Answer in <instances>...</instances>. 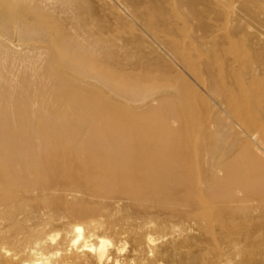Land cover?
I'll use <instances>...</instances> for the list:
<instances>
[{
    "label": "bare ground",
    "instance_id": "6f19581e",
    "mask_svg": "<svg viewBox=\"0 0 264 264\" xmlns=\"http://www.w3.org/2000/svg\"><path fill=\"white\" fill-rule=\"evenodd\" d=\"M6 1L0 0V6ZM41 1L47 8L37 19L46 23L18 34L29 38L66 33L80 55L63 65L55 56L65 55L67 47L55 48L40 75L51 85L36 88L40 97L65 101L64 111L52 106L35 111L29 103H18L14 111L0 106V264L183 261L176 256L182 243L166 232L168 218L176 216L206 226L213 234L245 226L231 242L240 246V240L263 231V221H252L255 212L264 213V43L251 55L237 47L204 52L192 40L175 38V20L181 18L173 14L169 19L158 0H152L153 6L151 0H120L132 21L146 28L213 96L218 107L209 105L208 112L195 117L187 108H172L159 99L170 88L172 66L167 63L162 70L161 60L151 59L152 53L144 50V41L131 39L134 25L123 22L113 30L101 25L100 34L114 35L92 43L106 61L97 64V57H83L87 48L69 35L77 34L78 26L95 33L92 25L74 15L76 0ZM175 3L191 11L202 34L224 29L207 23L204 12L196 9L197 0ZM228 4L235 23L249 19L259 24L254 33L261 38L264 0H228ZM246 29L239 25L235 32ZM79 76L80 85L74 82ZM108 92L115 100L105 98ZM136 110L143 113L135 115ZM219 114L227 115L224 124L244 135L248 147H235L240 137L235 144L224 139L226 133L222 137L212 132ZM194 124L203 133L192 143L187 138L184 142L183 131ZM92 197L112 199L115 209L128 213L123 219L95 217ZM126 239L131 244L127 254Z\"/></svg>",
    "mask_w": 264,
    "mask_h": 264
},
{
    "label": "rangeland",
    "instance_id": "374dc122",
    "mask_svg": "<svg viewBox=\"0 0 264 264\" xmlns=\"http://www.w3.org/2000/svg\"><path fill=\"white\" fill-rule=\"evenodd\" d=\"M158 1L163 4L161 9H165V11L164 9L163 11L166 13V16L169 19L172 20L173 14H176L181 18L179 20H175L177 28L175 33H173L175 38L186 41L192 40L196 45H198V48L204 52L209 51L212 53H218L221 52V50L225 51L228 48L237 47L241 52L251 55L263 49L264 34H262L261 38H258L256 36L260 34L254 33L257 31V29L259 30V24L249 19H244L239 24L235 23V15L230 11L228 0H197L196 9L197 11L204 12V16L208 24L212 25L213 27H221V25L224 26V29L216 34H202L203 32L199 29V21L196 19V17L192 16L191 11L188 10L187 7L180 5L179 3H175L178 0ZM149 2V5L153 6V1L151 0ZM44 7L46 6L41 0H8L4 2V5L0 6V106L8 105L10 106L9 108L13 110L18 103H29L35 111H39L43 106H48L49 108L52 106L54 109L61 107L60 109L64 111L63 105L66 103L65 101L54 103V100H52V98L49 99L50 97L48 95L40 97L37 94L36 88L38 84L40 87L44 85V89H48L51 85V81L46 78H41L40 75H42L50 65L53 59L52 52L55 48H60L62 44L66 45L67 47L68 51L65 55L55 56L61 58L63 65H66L67 61H71L74 56L76 57V55H80V52L76 51L73 45H70L67 38H65L66 33H44L45 35L34 34V36L29 38L23 37V34H18L21 29L28 27H40L46 23L45 20L37 19L38 15L41 13V10L45 9ZM156 10L159 9L156 8ZM73 13L75 16L82 18L81 21L83 23L87 21L86 23H89L94 27L95 33L92 35L83 31L81 26L77 27V34H69L76 36L78 41L85 48H87V50L82 52L84 54V56L82 55L84 58L97 57L95 58L97 59V64H106V61L103 59L102 50L99 48V46H93L92 43L94 40H99L104 38V36L108 37L107 35L112 36L114 34H100L101 25L103 24L110 30H113L118 26H121V23L123 22L132 24L136 29V34H129L132 35L131 39L135 42H138L142 39L144 41V50L152 53L150 58L154 60L158 58L161 60L159 61V64L162 70H166L165 65L167 63L172 66V69L170 72H168L170 88L158 95L160 100H164V102L167 104L169 103L172 108H187L189 114L195 117L201 113L208 112L209 105H211L213 109L218 107L216 101L214 100L211 93L206 89V87H204L188 69L184 68L178 60H174L172 56L164 49V47L156 42L148 34L146 28H143L142 26L136 24V22L132 21L128 12L126 11L125 5L120 0H76V4L73 7ZM82 13L84 14L82 15ZM227 22L228 24H226ZM239 25L245 29L247 27L245 32L242 31L239 34L235 32V28H237ZM250 25L251 27H249ZM262 31L264 32V29ZM68 33L72 32L68 31ZM33 37L35 39H33ZM36 38H38V40ZM39 40H42L45 43ZM56 40L59 42L58 45L54 43ZM31 59L33 61H31ZM80 59L82 58L80 57ZM17 70L19 71L17 72ZM37 76L40 79L37 80ZM74 82L80 85V76L78 79L76 78ZM106 96V99L115 100V96L109 92ZM155 103L158 104V101ZM13 111H11L12 114H9L11 117L15 118L17 115L16 112ZM134 113L137 115L143 113V111L136 110ZM214 120L216 123H214V126L211 129L212 132L219 134L222 137L223 134H228H225L226 136L224 135V139H232L229 140L230 143H235V140L240 137L237 140L238 143L236 142L238 145L236 143L235 144L237 146L234 144L235 147L238 149H244L248 147L246 137L244 135L241 136L238 132L232 131L228 126H226L227 122L229 121L227 119V115H216ZM176 127H178V124H176ZM199 127L200 126L198 124H194L189 131H183L184 142L186 138L189 139L191 143L196 141L203 133L202 129ZM226 127H228V129ZM91 203L97 208V211L94 214L95 217H113L116 219H123L126 213H128L126 211L123 212L122 210L120 211L115 209L116 207L114 200L112 201V199L109 198L102 199L98 197H92ZM263 212L264 211H262V213ZM263 214L255 212L254 220L252 222H264ZM161 218H164V215H160V219ZM70 219L74 218L71 216ZM191 221L192 220L187 218L184 219L180 216H176V218H168V224L170 227L168 230H166V232H172L173 236L177 238V241L182 243V247L177 252L176 256L177 258L181 257L183 261L172 259L164 261L163 264H187L186 262L191 261V264H231L233 262V264H264V256H262L264 254V230L261 231L263 234L261 232L254 234L255 236L253 235L251 239L244 241L240 240L242 243L240 246L239 244L236 245L235 243L231 242L238 239L240 234H243L246 229L245 226L230 231L226 230L224 232L217 229V232L214 231L213 234L212 232L206 230V226L203 227L202 225ZM182 222L187 223L184 225ZM180 223L181 226L179 225ZM171 224H176V226L180 227L176 228V226L173 227ZM185 228L187 232L184 231ZM176 232L178 233L176 234ZM106 236L111 238L110 233H107ZM126 241L128 242H126L128 246L126 244L127 248L125 247V254L128 253L131 246L127 239ZM234 244L237 246L236 248H233L235 247L233 246ZM229 245L231 246L229 247ZM168 246H171V244H168ZM251 247L253 248V251L251 250ZM236 249H238V251H236ZM230 251L231 253H229Z\"/></svg>",
    "mask_w": 264,
    "mask_h": 264
}]
</instances>
